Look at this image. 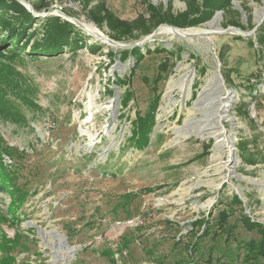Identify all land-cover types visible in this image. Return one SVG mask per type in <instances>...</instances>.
<instances>
[{"label": "rangeland", "instance_id": "374dc122", "mask_svg": "<svg viewBox=\"0 0 264 264\" xmlns=\"http://www.w3.org/2000/svg\"><path fill=\"white\" fill-rule=\"evenodd\" d=\"M14 1L43 9L29 10L17 56L0 35L15 70L11 97L0 95V259L111 264L101 252L125 235L117 264H264L249 258L262 236L243 220L264 228V0H234L185 28L168 20L184 24L190 0ZM215 18L200 38L161 28L138 57L106 39L133 45L161 25ZM52 24L72 28L70 45L31 53ZM24 92L12 107L23 117L8 114ZM204 222L210 235L191 256Z\"/></svg>", "mask_w": 264, "mask_h": 264}, {"label": "trees", "instance_id": "16d2710c", "mask_svg": "<svg viewBox=\"0 0 264 264\" xmlns=\"http://www.w3.org/2000/svg\"><path fill=\"white\" fill-rule=\"evenodd\" d=\"M9 1L11 3L10 7L7 6L6 4L7 2L5 1H3V4H0V5H6V13L3 15H0V35L3 34V32H5L6 38L3 37L2 40L7 39L10 41L11 45L15 48L14 50H12V54L14 53L17 56L16 54L17 52H20L22 50L24 51L27 48L28 39L25 42L22 41L25 34L27 33L24 22L31 21L32 13L28 9H26L23 4H20L14 0H9ZM233 1L234 0H190L189 7H188L189 12L179 16V20L182 19L184 21V24H179V22H174V21L172 22V20H168V21L171 25L181 27V28L195 27L202 23L209 22L213 18L215 12L217 11H223L225 14L230 13V9L232 7L231 3ZM30 4L32 6V9L35 10L36 12H40L43 9L42 8L43 5L41 2H37V3L30 2ZM7 9L9 11L10 10L13 11L16 16L15 17L8 16ZM104 19H106V17H102L101 22ZM107 19L110 21L112 17L110 15H107ZM98 21L99 20L95 21V23L99 24ZM17 25H20V27L18 28ZM64 25L63 27L57 25L54 28L52 24L50 25V28L48 27L49 29H44L42 32H40L41 33L40 38L42 39V42L35 43L32 49L30 50V52L31 53H48V54L58 53L65 46H69L70 44L64 43L65 40L63 39V37L68 36L67 34H65V32L67 33L68 32L67 30L72 31V28L71 27L65 28ZM230 26L241 27L239 22L235 19H233L230 22ZM122 27L130 29V25L128 24H124ZM36 35L37 33L33 34L34 37ZM7 40L4 43L2 42V45L5 46V44L9 43ZM21 41L23 45L19 46V43ZM125 50L130 51V52H126L124 55V58L127 53L133 56H137V57L141 55L140 47H135L132 49H125ZM0 59H1L0 60L1 61L0 62V95L3 93V97L8 98V97H11L10 94L12 93H10L9 90L13 86L10 80V78H13L11 73H14L15 70L10 64H7V62L2 61V60H8L9 57L5 58L3 57V55L0 54ZM9 67H12V68H9ZM10 71L11 73L9 74ZM19 97L20 99L15 100L16 99L15 98L13 102L8 101V103L3 104L5 106L3 107V109L5 111H8V114H15L16 116L23 117L22 113L19 110L14 111L12 107H19V105H22L21 102H24V101L27 102L31 98L30 96H28L26 92L21 93ZM241 116L243 117L247 116L248 118V115H246L244 112L243 114H241ZM236 202L239 203L238 199H236ZM227 218H228V215L224 213L221 214L220 221H219L220 227L225 226L227 222ZM243 220H244V225L246 226L248 230L257 231L262 236V242L261 244H259V246L251 245V249L253 253L255 254H254V257L251 254L249 255L250 260L251 259L256 260L261 257H264V228L262 227L261 224L251 222L247 218H243ZM198 223H201V222H198ZM204 224L205 225L207 224V225L205 229L203 230V232L201 233V235L197 236L198 240L192 245H189L191 256H193V254L196 253V250L198 249L197 246L199 245L198 244L199 241L203 240L208 235H210L211 228H210L209 222L208 223L204 222ZM126 238L127 237L125 235L122 237V243L120 242L119 246L117 247V252L122 253L124 252V250L128 249L129 240H126ZM115 254H116V251L112 249H107V250L105 249V250H102L101 252V255L108 258L111 264H117L118 262L117 259L115 258ZM10 261H12V264H13L12 258L3 257L0 259V264H7V263L9 264Z\"/></svg>", "mask_w": 264, "mask_h": 264}, {"label": "water", "instance_id": "95a60500", "mask_svg": "<svg viewBox=\"0 0 264 264\" xmlns=\"http://www.w3.org/2000/svg\"><path fill=\"white\" fill-rule=\"evenodd\" d=\"M23 3H25L26 5H28V8H29V10L30 11H32L33 9H32V6L30 5V4H28L27 2H23ZM75 22H77L76 20H74ZM263 21H264V18L258 23V25L256 26V28H255V30L256 29H258L260 26H261V24L263 23ZM77 25L80 27V28H82V29H84V30H86L85 28H84V26L81 24V23H79V22H77ZM162 27H169V28H172L173 30H181V29H178V28H175V27H171V26H169V25H161L158 29H156L155 31H154V33L152 34V35H150L147 39H145L144 41H142V42H140V43H137V44H133V45H121V44H119V43H117V42H115V41H113V40H111V39H109V38H106L107 39V41L110 43V44H112L114 47H116V48H121V49H132V48H135V47H139V46H141V45H145L148 41H150L155 35H158V33H159V30H160V28H162ZM230 32H236V33H240V34H243V35H248V33H244L243 31H241L240 29H238V28H229L228 30H226L225 31V33H230ZM205 35H196V36H185V35H182V34H180V33H176L175 34V38H178V39H194V38H199V37H204Z\"/></svg>", "mask_w": 264, "mask_h": 264}, {"label": "bare ground", "instance_id": "6f19581e", "mask_svg": "<svg viewBox=\"0 0 264 264\" xmlns=\"http://www.w3.org/2000/svg\"><path fill=\"white\" fill-rule=\"evenodd\" d=\"M262 18H264V14H263ZM215 25H216V18L211 23H209L205 28L189 29V30H176V31L175 30H169V32L175 33V34L176 33H180V34L185 35V36H196V35H205V36H207V35H211V33H213L212 30H213ZM175 34H174V36H175ZM67 250H69L70 254H72L74 252V250L72 248H67Z\"/></svg>", "mask_w": 264, "mask_h": 264}, {"label": "flooded vegetation", "instance_id": "af4514ba", "mask_svg": "<svg viewBox=\"0 0 264 264\" xmlns=\"http://www.w3.org/2000/svg\"><path fill=\"white\" fill-rule=\"evenodd\" d=\"M118 247V246H117ZM116 251V254H115V258H116V255L118 254H120L121 255V253H119V252H117V249L115 250ZM117 259V258H116Z\"/></svg>", "mask_w": 264, "mask_h": 264}, {"label": "built area", "instance_id": "2783aa9c", "mask_svg": "<svg viewBox=\"0 0 264 264\" xmlns=\"http://www.w3.org/2000/svg\"><path fill=\"white\" fill-rule=\"evenodd\" d=\"M116 249H117V248H116ZM116 257H117V258L120 257V254H119V255L117 254Z\"/></svg>", "mask_w": 264, "mask_h": 264}]
</instances>
